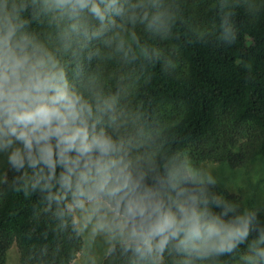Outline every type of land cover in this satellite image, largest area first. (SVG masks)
<instances>
[{"label":"clouds","instance_id":"clouds-1","mask_svg":"<svg viewBox=\"0 0 264 264\" xmlns=\"http://www.w3.org/2000/svg\"><path fill=\"white\" fill-rule=\"evenodd\" d=\"M174 20L164 0H0V185L37 197L36 216L79 242V264H264V191H218L125 90L83 71L105 49L128 56L126 26L164 37Z\"/></svg>","mask_w":264,"mask_h":264},{"label":"trees","instance_id":"trees-1","mask_svg":"<svg viewBox=\"0 0 264 264\" xmlns=\"http://www.w3.org/2000/svg\"><path fill=\"white\" fill-rule=\"evenodd\" d=\"M164 3L175 17L166 36L126 26L134 33L128 56L105 49L84 61V73L97 74L105 92L125 90V106L197 165L239 167L264 157V0ZM225 19L234 39H223ZM32 28L41 36L48 32L42 23ZM37 199L0 186V264L13 244L22 264H71L79 255L77 240L54 234L52 222L36 216ZM224 264L236 262L225 258Z\"/></svg>","mask_w":264,"mask_h":264},{"label":"rangeland","instance_id":"rangeland-1","mask_svg":"<svg viewBox=\"0 0 264 264\" xmlns=\"http://www.w3.org/2000/svg\"><path fill=\"white\" fill-rule=\"evenodd\" d=\"M201 166H208L220 178L218 186L227 189L237 197L249 198V202L261 191H264V157L258 156L239 167L228 163L204 161ZM1 186V185H0ZM5 264H22L16 244L7 251ZM71 264H79V255Z\"/></svg>","mask_w":264,"mask_h":264}]
</instances>
